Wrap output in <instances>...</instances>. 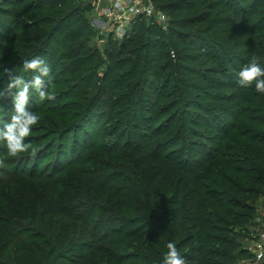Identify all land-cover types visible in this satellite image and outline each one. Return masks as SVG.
<instances>
[{
    "label": "trees",
    "instance_id": "trees-1",
    "mask_svg": "<svg viewBox=\"0 0 264 264\" xmlns=\"http://www.w3.org/2000/svg\"><path fill=\"white\" fill-rule=\"evenodd\" d=\"M81 1L33 0V5L45 11L46 15L38 23L44 25L45 29L34 31V40L40 41L42 47H36L33 54L45 46L49 53L56 54L52 60L54 65L47 62L51 68L50 87L57 82L55 69L62 68L63 75L76 74L87 68V64L91 65V70L99 61L98 52L87 46L94 30L87 18L90 6ZM199 2L173 0L164 6L174 11H192L198 7ZM206 2L209 10L203 8L205 1L202 2L196 16L181 21L183 28L212 18L208 31H213L217 36H223L234 26L232 33L223 37L222 42L231 48L239 44L233 41L238 33L250 36L247 45L264 43V33L255 38L252 35L258 30L261 20H264V0H251L249 5L248 0ZM19 6V0H2L0 3V54L10 55L3 49L6 43L16 48L19 46L11 38L15 22L12 16ZM21 11L30 13L31 9L24 7ZM256 15L259 17L255 18ZM166 35L157 23H147L145 19H140L130 37L121 41L109 40L112 49H108V54L111 61H114L118 43L122 48L135 46V50L141 45L148 54L143 70H151L153 67L159 69L163 67L160 61L162 54L156 50L164 45L162 40ZM256 38L260 41H255ZM194 43L197 44V41ZM261 47L258 52L264 56V45ZM221 53L216 56L219 62H232L225 52ZM262 60L264 62V57ZM128 63L122 58L117 59L105 74L112 97L117 98L114 102L111 99L112 104L115 103L114 108L139 103L137 100L147 95L145 87L131 81L138 74V61L128 71H120ZM73 65L77 68L72 69ZM229 68L237 73L242 65L237 61ZM153 88V85H149L151 92L163 97V87ZM97 103L94 100L86 106L85 123L89 122L92 114L98 113L95 106ZM149 103L151 105L144 109L150 113L144 118L148 117L157 123L163 114L160 103L152 99H149ZM242 103L240 99L237 105ZM194 104L189 102V106ZM187 120L189 124L194 123L193 119ZM259 122L264 125V117ZM187 130L194 137L199 135L196 129ZM234 130L219 133L220 140L216 141L219 146L209 148L205 143H199L202 149L193 150L191 154L186 152L185 147L183 153L187 157L183 159L170 149L175 144L176 136H169L164 129H142L137 134L132 129H112L106 135L100 133L92 142L90 138L97 129H64L62 133L65 136L76 131L84 132L85 148L78 155L77 162L58 166L47 174L50 175L48 180L44 178L43 172L40 176L33 172V178L48 182L43 190L52 196V202L58 198L74 200L67 215H76L75 219L81 222V230H75L72 235L73 241L76 235L84 234V252L79 256L80 259L89 251L87 257L98 258L103 252L109 256L112 264H133L130 263L132 259L160 264L167 252V243L174 242L178 251H181L195 240L182 257L196 260L198 264H229L227 259H233L237 254L241 257L244 253L241 248L236 250L240 245L235 230L243 223L244 227L250 226L256 220L252 211L264 204V129H240L236 131L235 138L229 136V132ZM226 139L235 143L234 147L226 145L232 150L230 154L221 149ZM64 146L65 149L75 148L73 153L77 154L75 143H65ZM85 162L91 165L88 171L78 165ZM71 184L72 187H68ZM55 188L65 189V193L56 192ZM64 211L66 209H59V212ZM54 231L58 234L62 232ZM106 244L114 249V253L105 247ZM52 262L47 261L45 264ZM72 264L80 262L75 260Z\"/></svg>",
    "mask_w": 264,
    "mask_h": 264
},
{
    "label": "rangeland",
    "instance_id": "rangeland-1",
    "mask_svg": "<svg viewBox=\"0 0 264 264\" xmlns=\"http://www.w3.org/2000/svg\"><path fill=\"white\" fill-rule=\"evenodd\" d=\"M148 1L156 6L158 12H163L165 15L164 19L161 17L158 19L156 14L150 18H143L147 23H157L167 33L162 40L164 45L156 50V52L160 51V55L162 54L160 61L163 67L143 70L148 54L141 45L135 50V46L128 45L122 48L118 43L117 56L111 61L108 54V49L110 51L112 49L109 40L121 41L124 38L119 39L109 31L112 24L102 16L101 10H96L92 2L82 0L81 2L90 6L87 10V18L94 30L87 46L99 54L98 63L91 69L94 72L89 70L91 67L89 64L86 65L87 68L76 74L63 75L62 68L55 69L57 82L51 87L48 85L47 88L55 95V99L40 101L36 98L37 95L32 93L29 108L40 116V122L33 127L26 142L31 143L37 150L35 154L29 151L17 157H9L4 142L0 141V159L4 160L3 166H0V264H45L51 260L54 262L52 264H72L75 260H79L80 264H112L109 256L103 252L100 257L93 258L87 257L89 253L87 251L83 259L79 258L84 252L82 245L84 234L76 235L73 241L72 235L75 230H81V222L75 219L76 215H67L74 200L58 198L52 202V196H48V191L43 190L48 182L33 178V172H37L39 176L43 172L44 178H47L50 176L47 174L52 173L58 166L77 162L78 155L85 148L84 132L76 131L65 136L62 133L64 129H97L90 142L100 133L106 135L112 129H132L135 134L142 129H164L169 136H176L175 144H172L174 146L170 149L176 151L177 157L183 159L187 157V154L183 153L185 147L186 152L189 151L187 153L191 154L193 150L202 149L201 143H205L209 148L219 146L216 142L220 140L219 133L227 132L229 129H235L229 132V136L234 138L236 131L240 129H264V125L259 122L264 117V94L257 93L254 85L241 87L238 83V73L241 69L236 73L229 68L237 61L243 67L253 56L257 57L261 67H264L262 60L264 56L258 52L261 51V45L264 43L247 45L250 36H241L238 33L233 41H238L239 44L231 48L229 44L222 42L223 37L232 33L234 26L223 36H217L213 31H208L212 18L183 28L181 21L186 17L196 16L202 2L205 1L203 8L209 10L206 0H200L198 7L192 11L184 9L174 11L165 8L173 0ZM250 1L248 0V5ZM19 3V8L12 16L15 22L11 29V38L19 46L16 48L9 43L3 46L10 55L0 54L2 83L0 92L7 88L10 76L19 75L25 80H31L34 73L23 70L22 60L40 56L50 65H54L52 60L56 54L49 53L46 46L33 54L36 47L37 49L42 47H40L41 42L34 40L33 35L38 29H45L44 25L38 24L45 19V11L33 5V0H19ZM24 7L31 9V12H22L21 9ZM26 26L29 28H24ZM14 27L19 29H13ZM261 27H264V20H261L258 30L252 34L254 38L264 33V28ZM224 28L226 29V26ZM144 34L146 35V32ZM194 41H197V44ZM255 41L259 42L260 39L256 38ZM204 45L206 47L203 48ZM221 52H225L232 62L229 64L219 62L216 56ZM28 55L30 56L26 58ZM121 58L129 63L120 71H128L135 62H139L138 74L131 81H136L141 87H145L147 95L137 100L140 104H127L114 108L115 103L112 104V101L117 98H113L109 90L110 86L105 81V74L110 65ZM76 68L72 66V69ZM149 85H153V89L163 87V97L151 92ZM15 91L13 90L12 95L0 98V129L3 128L4 123L10 122L12 96ZM149 99L160 103L163 114L157 123L150 121L148 117L144 118L150 113L144 109L151 105ZM240 99L243 103L238 106L237 102ZM94 100L98 102L95 105L98 113L92 114L89 122L85 123L86 106ZM189 102L196 104L189 106ZM188 118L193 119L194 123L189 124ZM234 120H236L235 124ZM187 129H196L199 135L194 137ZM65 143L69 145L75 143L77 154L73 153L75 148L65 149ZM223 143L222 151L230 154L232 150L226 145L234 147L235 143L229 139ZM78 165L84 171H88L91 166L87 162ZM68 187L71 188L72 184ZM55 190L61 194L65 193V189L55 188ZM58 208H64L66 211L59 212ZM252 213L256 220L248 227H244L243 223L235 230L239 235L240 245L236 250L241 248L244 253L241 257L237 254L233 259H227L226 262L229 264H264L256 261L254 256L258 234L264 229V204L256 207ZM49 229L53 230L49 231ZM54 230L62 232L58 234ZM50 235L52 238L48 239ZM194 243L195 240H192L186 248L179 251L181 256ZM105 247L114 253L110 245L106 244ZM185 259L187 264H198L196 260ZM132 261L130 263L148 264L144 260L132 259Z\"/></svg>",
    "mask_w": 264,
    "mask_h": 264
},
{
    "label": "clouds",
    "instance_id": "clouds-1",
    "mask_svg": "<svg viewBox=\"0 0 264 264\" xmlns=\"http://www.w3.org/2000/svg\"><path fill=\"white\" fill-rule=\"evenodd\" d=\"M23 70L34 73L31 80H25L23 76H10L7 88L0 92V98L12 95L13 108L11 110L10 122L4 123L0 129V141H3L7 150V156L17 157L23 153L37 151L31 143L26 142V138L31 135L34 126L40 122V116L30 110L29 102L34 92L40 101L54 100L55 95L47 90L51 84V68L40 56L23 61ZM238 83L241 87H252L255 91L264 94V67H261L257 57L245 64L238 73ZM47 80V83H46ZM4 160L0 159V166ZM160 264H187L181 256L174 242L167 243V252L164 253Z\"/></svg>",
    "mask_w": 264,
    "mask_h": 264
},
{
    "label": "built area",
    "instance_id": "built-area-1",
    "mask_svg": "<svg viewBox=\"0 0 264 264\" xmlns=\"http://www.w3.org/2000/svg\"><path fill=\"white\" fill-rule=\"evenodd\" d=\"M85 1L92 2L96 10H101L102 16L112 24L109 31L119 39L130 37L138 21L144 17L150 18L156 14L158 19L165 18L164 13L158 12L156 6L148 0ZM254 256L256 261H264V229L258 234Z\"/></svg>",
    "mask_w": 264,
    "mask_h": 264
}]
</instances>
